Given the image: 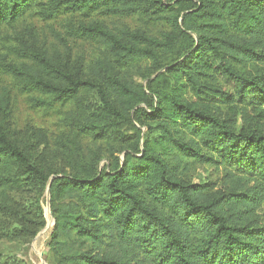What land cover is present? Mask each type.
Here are the masks:
<instances>
[{
	"label": "trees",
	"instance_id": "obj_1",
	"mask_svg": "<svg viewBox=\"0 0 264 264\" xmlns=\"http://www.w3.org/2000/svg\"><path fill=\"white\" fill-rule=\"evenodd\" d=\"M63 11L167 15L172 28L79 23L109 58L78 70L17 28ZM0 48V73L41 95L32 103L76 105L56 170L12 139L0 93V264H27L2 246L45 227L46 192L56 264H264V75L235 69L264 65V0H0ZM143 61L159 67L146 86L120 72ZM213 161L217 181L190 182Z\"/></svg>",
	"mask_w": 264,
	"mask_h": 264
},
{
	"label": "rangeland",
	"instance_id": "obj_2",
	"mask_svg": "<svg viewBox=\"0 0 264 264\" xmlns=\"http://www.w3.org/2000/svg\"><path fill=\"white\" fill-rule=\"evenodd\" d=\"M29 14L26 15L24 21L17 24V28H21V24L24 22L28 26H34L38 38L43 43L42 46L47 50L57 48L62 51L63 55L70 54V58L75 68L78 66V70L82 67L86 70L90 65L97 64L99 61H108L109 58L104 45L100 41L75 32L79 23L102 22L116 32L124 26H129L132 29L143 30L155 36L172 28L167 15H152L151 13L123 18L109 17L97 13H86L87 15H85L63 11L55 19L48 21ZM14 29L8 30L6 35L13 33ZM56 35L58 38L55 37ZM3 53L9 52L4 48H0V54ZM8 58L9 61H16L13 55H8ZM167 64L164 63L163 68L166 69ZM235 69L246 78H260L264 75V65L262 63H235ZM158 70L159 67L152 62L143 61L123 70L121 69L120 72L132 77L137 83L146 86L144 76ZM161 72H164V70L159 73ZM0 93L7 95L5 99L8 100H6L7 103H4L6 107L4 113H7L6 117L9 120L12 139L38 161L46 163L48 167L53 165L56 170L61 169L63 163L59 161L58 157L60 155L56 150L55 141L59 137L69 134L73 124L72 116L76 108L75 103L55 104L53 107H43L32 103L31 98L41 99V95L29 94L23 91L17 86L12 77L1 73ZM225 110V108H221L223 113H225ZM143 131L145 132L146 129L143 128ZM121 159H123L122 156ZM107 163L108 160L104 158L101 166L103 167ZM219 174L216 162L213 161L209 164L194 166L190 172L189 180L195 184L215 182L218 180ZM43 208L46 219L45 227L40 229L33 239L20 240L18 243L10 242L2 246L4 256L13 261H24L27 264H56L54 256L48 248V242L55 224L48 192H46L43 199ZM261 212L264 215V206Z\"/></svg>",
	"mask_w": 264,
	"mask_h": 264
},
{
	"label": "bare ground",
	"instance_id": "obj_3",
	"mask_svg": "<svg viewBox=\"0 0 264 264\" xmlns=\"http://www.w3.org/2000/svg\"><path fill=\"white\" fill-rule=\"evenodd\" d=\"M50 227V226H49ZM47 231V230H46ZM48 232H49V230H48ZM43 243V242H42ZM42 245V244H41Z\"/></svg>",
	"mask_w": 264,
	"mask_h": 264
}]
</instances>
